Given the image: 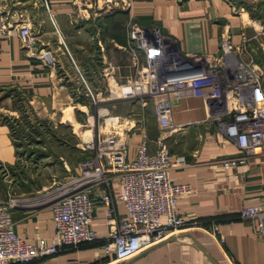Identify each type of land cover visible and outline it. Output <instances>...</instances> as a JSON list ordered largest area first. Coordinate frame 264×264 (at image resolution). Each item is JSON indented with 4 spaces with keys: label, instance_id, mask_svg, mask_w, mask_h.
<instances>
[{
    "label": "crops",
    "instance_id": "0c3cea01",
    "mask_svg": "<svg viewBox=\"0 0 264 264\" xmlns=\"http://www.w3.org/2000/svg\"><path fill=\"white\" fill-rule=\"evenodd\" d=\"M239 3L132 0L129 8L108 9L104 0H4L8 20L14 25L31 24L44 45L53 50L58 64L52 69L29 57L18 35L0 36V165H6L10 175L12 171L19 172V164L32 163L31 158L27 159L30 155L24 156L28 150L14 144L13 121L24 133L33 129L36 139H40L42 122L47 120L56 130L54 138L66 145L69 157V140L61 134V130L69 128L63 123L75 125L73 109L87 110L95 104L89 94L79 100L78 93L84 92L85 86L73 80L89 75L99 89L95 102L107 103L108 97L103 96L106 89L96 83L95 77L111 75L120 82L124 75H135L137 66L134 67L128 34L131 19L142 27L159 28L183 55H211L216 62L228 61L235 48H244L250 41L251 26H255L243 3ZM79 55L83 57L82 64ZM113 91L119 92L116 88ZM173 101V120L185 125L173 133L159 127L154 101L151 102L159 135L167 136L173 158L182 155L186 159L185 165L171 169V177L177 183L192 185V193L180 197L177 211L193 225L173 231L125 262H115L103 250L109 215L99 202L97 189L92 193L98 207L92 227L98 239L78 249L35 259L31 264H264V241L258 221L240 216L243 206L264 209V156H253L244 164L227 168L223 159L242 151L226 135L221 120L210 115L201 97ZM94 118L91 116L89 121L94 122ZM142 121L136 118L129 138L130 160L135 158L145 135L151 149L159 136L154 137ZM84 139L89 137L85 135ZM41 160L38 158L39 163ZM69 162V170L56 169L59 178L64 175L69 179L78 173V162ZM34 164L37 165L35 160ZM19 176L6 178V192L0 198L24 186L27 180ZM119 182L116 179L113 183L116 196L121 193ZM24 200L20 205L24 207L13 209L17 234L30 241L38 236L52 237L55 224L50 206ZM116 209L119 215L126 214L123 203L118 202Z\"/></svg>",
    "mask_w": 264,
    "mask_h": 264
},
{
    "label": "built area",
    "instance_id": "2783aa9c",
    "mask_svg": "<svg viewBox=\"0 0 264 264\" xmlns=\"http://www.w3.org/2000/svg\"><path fill=\"white\" fill-rule=\"evenodd\" d=\"M104 2L108 9L132 5V0ZM12 34L18 35L29 57L52 69L57 67L53 50L44 45L32 25L11 23L4 0H0V36ZM128 34L138 72L136 79L127 81L130 91L124 98H137L143 107L154 101L159 127L173 133L185 126L173 120V98L201 97L210 115L221 120L226 135L242 151L240 155L223 159L227 168L244 164L253 156H264L263 71L254 55L245 59L243 47L235 48L228 61L216 62L211 55H183L159 28L142 27L135 19L128 23ZM121 119V116L110 117L113 122ZM123 119L134 123L124 135L117 129L99 131L95 140L84 141L82 149L89 155L78 162V173L57 185V190L47 198L55 224L52 237L38 236L30 241L19 236L13 209L24 198L10 193L0 198V264H31L35 259L94 243L98 236L92 223L98 207L92 193L97 189L99 202L109 215L103 250L115 262H125L173 231L193 225L177 211L180 197L191 194L192 185L177 183L171 177L173 167L186 164L185 157L173 158L167 136L159 135L151 149L145 135L135 158L130 160L129 138L135 128V117L129 115ZM65 167L69 170L67 163ZM116 179L121 187L118 196L113 193ZM118 202L126 208L123 216L117 213ZM240 216L258 221L264 241V209L258 205L243 206Z\"/></svg>",
    "mask_w": 264,
    "mask_h": 264
},
{
    "label": "rangeland",
    "instance_id": "374dc122",
    "mask_svg": "<svg viewBox=\"0 0 264 264\" xmlns=\"http://www.w3.org/2000/svg\"><path fill=\"white\" fill-rule=\"evenodd\" d=\"M236 1L243 3L244 9L250 14L251 19L255 21V26H251V32H253L251 34V39L244 46L245 52H248L246 56L244 52V58L246 59L250 55L255 56L256 63H259V66L263 71V74H261V78L264 86V0ZM248 22L250 23V21ZM82 58L83 57L79 55V62L81 64ZM134 67L136 66L134 65ZM137 72L134 71L135 75L132 76L124 75L120 82L115 80V78L111 75H109L108 77H95L96 83H99L100 87H104L103 89H106V91H104L105 95L103 96L108 97L109 102L107 103L95 102V100L99 99L97 96L99 94V89L98 86L94 84L93 80H91L92 78H90L89 75H87L86 78L83 75H80L79 77H77V80H73L74 83L78 81L85 86V91H79L78 93L79 100L83 101L84 97H86V94H89L92 103L94 102L95 104H92V107L88 108L87 110H83L84 108L73 109L76 119L75 125L70 123H63L69 128L61 130V134L64 135V138L69 140V157H66L67 149L64 142L54 138V136L51 135L52 133H49L50 129H48V125L50 126L51 123L47 121L44 122V127L42 128V138L34 140L28 139V141H30V144L27 140L24 141V143L27 144L24 145V147L28 150L26 151L27 154H25L24 156H31L27 157V159H32V163H30V165H27L26 162H23V164L21 163L19 164V167H17L19 172L15 171L16 173H14L12 171L9 173L10 175H8L9 171H7L8 168L6 169L7 166L5 165V167H3L0 165V195L4 196V193L6 192V178L18 174L20 175V179L23 178V180L27 181H24V186L20 187L18 191H14L15 194H13V196L24 198V201H29V203L34 201V203H36L38 206L48 207L49 202H47L48 197L46 196L52 195L54 191L57 190V185H61L69 180L65 179L64 175L63 178H59L57 174L58 170L56 169L61 170L63 168L66 170L65 163H67L68 165L70 164L69 161L73 160L79 162L82 157L89 155V153H84V150L82 149L85 146L84 136L87 135L89 137V140H95L99 131L106 132L114 129H117L119 133L124 135L125 131L123 130V128H125L126 126L129 127L132 124L128 123L126 119H123L125 117H128L129 115H133L135 118H141L143 120V126L149 129L154 137L159 135L160 130L158 129L154 118V109L152 107V102L148 101L147 105L143 107L141 106L137 98H124V96L130 91L127 81L130 79H136ZM114 88L118 89L119 92H114ZM91 116H93V118L95 117L94 122L89 121V118ZM117 116L122 117L121 121L113 122L107 120L106 124L105 120L107 118ZM60 117L61 114L58 118L60 119ZM111 122H113L114 124ZM48 134L50 135V137H47ZM14 144L17 148H22L20 146L21 144ZM71 144H73L74 146L72 147ZM38 158L42 159L40 163L38 162ZM34 160L37 162V165L34 164ZM68 166L70 167V165Z\"/></svg>",
    "mask_w": 264,
    "mask_h": 264
},
{
    "label": "trees",
    "instance_id": "16d2710c",
    "mask_svg": "<svg viewBox=\"0 0 264 264\" xmlns=\"http://www.w3.org/2000/svg\"><path fill=\"white\" fill-rule=\"evenodd\" d=\"M47 121V120H46ZM46 121H43L42 122V126L44 127V122ZM14 122V121H13ZM11 123V127H12V130H13V138H14V143H19V145L22 147L24 146L26 143H24L25 140L28 141V139H36L38 137V135H36V133L34 132V130L32 129L30 132L28 131V133H24V129H20L19 127L17 128L16 127V124L15 123ZM48 122V121H47ZM50 123V122H49ZM48 123V124H49ZM47 127V126H46ZM48 129H50L49 133L51 135L55 134L56 133V130L53 128V125L50 124V126L48 125ZM43 130V129H42ZM37 136V137H36ZM47 137H50V135L48 134ZM46 137V138H47ZM42 138V137H41ZM28 143L30 144V141H28Z\"/></svg>",
    "mask_w": 264,
    "mask_h": 264
},
{
    "label": "bare ground",
    "instance_id": "6f19581e",
    "mask_svg": "<svg viewBox=\"0 0 264 264\" xmlns=\"http://www.w3.org/2000/svg\"><path fill=\"white\" fill-rule=\"evenodd\" d=\"M107 120L110 121V118H108ZM135 120H136V118H135ZM133 124H134V123H132L131 125H133ZM128 128H129V127L126 126L125 128H123V130L125 131V130L128 129ZM46 197H49V195L46 196ZM43 199H44V198H43Z\"/></svg>",
    "mask_w": 264,
    "mask_h": 264
}]
</instances>
